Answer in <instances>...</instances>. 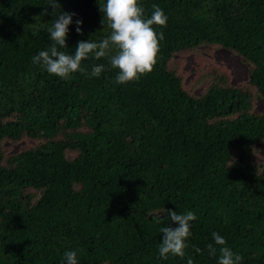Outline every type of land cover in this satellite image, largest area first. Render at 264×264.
Segmentation results:
<instances>
[{
	"label": "trees",
	"instance_id": "trees-1",
	"mask_svg": "<svg viewBox=\"0 0 264 264\" xmlns=\"http://www.w3.org/2000/svg\"><path fill=\"white\" fill-rule=\"evenodd\" d=\"M48 2L0 0V264H62L68 250L79 264H218L213 232L241 264H264V159L253 160L264 113L252 108L255 91L264 98V0H140L146 18L164 10L165 39L153 70L125 84L108 56L82 61L88 74L105 65L99 77L67 80L32 62L52 43ZM59 3L77 14L65 52L110 35L99 0ZM207 44L241 56L246 87L218 70L199 94L207 73L186 84L175 57ZM21 140L39 144L8 153ZM168 209L197 217L184 258L159 257Z\"/></svg>",
	"mask_w": 264,
	"mask_h": 264
},
{
	"label": "clouds",
	"instance_id": "clouds-1",
	"mask_svg": "<svg viewBox=\"0 0 264 264\" xmlns=\"http://www.w3.org/2000/svg\"><path fill=\"white\" fill-rule=\"evenodd\" d=\"M99 11L104 14L102 23L107 21L111 29L110 35L100 42L90 39L80 40L72 54L63 49L68 47L67 37L69 26L74 23V12L57 10L62 6L59 0H49L48 7L43 13L49 14V8L53 16L52 26L47 29L49 39L52 41L47 50H41L32 57L34 64L40 65L48 73L58 76L63 80L70 78L71 74L81 72L91 77H99L105 70V65H93L91 73L81 66L82 61L93 55L99 60L108 56L112 68L118 69L115 76L116 84H125L139 80L144 74L151 72L157 62L160 42L165 39L163 31L157 32L156 27H166L167 16L164 10L157 4L152 5L150 17H145V8L140 0H99ZM76 32L83 34L82 19H76ZM113 49L115 51L113 52ZM170 223L161 227L163 234L158 246L159 257L167 259L169 255L184 258L189 247L188 238L192 235V221L197 219L192 211L179 214L176 210L168 209L166 213ZM162 221L157 219L156 223ZM178 226H173V225ZM214 243L207 244L208 254L217 257L218 264H241L242 255L234 252L227 246L225 237L218 232L212 233ZM194 251L202 250L193 245ZM62 264H79L78 251L68 250L63 254ZM187 264H194L191 256L187 257Z\"/></svg>",
	"mask_w": 264,
	"mask_h": 264
},
{
	"label": "rangeland",
	"instance_id": "rangeland-1",
	"mask_svg": "<svg viewBox=\"0 0 264 264\" xmlns=\"http://www.w3.org/2000/svg\"><path fill=\"white\" fill-rule=\"evenodd\" d=\"M175 59L180 72L184 75L186 84L190 87L199 76L207 73V78H203L202 76L201 80L196 85L197 87L194 89V92L198 94L202 92L203 86L209 81L208 77L213 70H218L219 72L227 74L230 85L246 87L248 82V73L250 69L248 64L242 60L237 52L222 46L201 45L198 51L196 50L177 55ZM252 99L253 112L264 113V98L256 94L255 91ZM21 141L16 142V144L7 143L6 146L9 147L8 153H16L21 150V147L22 149L25 147V149H27L32 144V146L39 144V142H34L33 140L28 142ZM255 149L256 153L253 160L256 163H260L264 159V143H258ZM67 154L70 157H74L76 152L68 151Z\"/></svg>",
	"mask_w": 264,
	"mask_h": 264
}]
</instances>
